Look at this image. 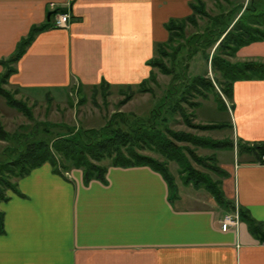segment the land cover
Listing matches in <instances>:
<instances>
[{"label":"crops","instance_id":"1","mask_svg":"<svg viewBox=\"0 0 264 264\" xmlns=\"http://www.w3.org/2000/svg\"><path fill=\"white\" fill-rule=\"evenodd\" d=\"M191 1L0 0V61L33 26L51 23L50 3L70 16L66 28L36 35L7 84L30 99L66 95L74 83L136 86L154 74L147 62L168 40L166 23L189 16ZM257 56L264 57V41L231 59ZM230 108L231 137L264 142V81L235 82ZM235 144L227 149L237 155L233 163L215 155L221 190L264 229V165ZM16 183L0 203V264H264V242L245 221L222 231L220 220L232 210L179 179L172 195L149 166H111L103 182L84 183L81 170L62 175L46 163Z\"/></svg>","mask_w":264,"mask_h":264},{"label":"trees","instance_id":"2","mask_svg":"<svg viewBox=\"0 0 264 264\" xmlns=\"http://www.w3.org/2000/svg\"><path fill=\"white\" fill-rule=\"evenodd\" d=\"M215 1L217 3L218 0ZM220 1L231 4L230 0ZM189 6L191 9L189 16L170 19L166 23L168 40L155 45V55L147 62V65L152 69H157L162 75L171 77L169 87L174 89L173 92L168 91V94H165L157 109L150 112L148 120L133 113L118 111L113 113L107 122L98 129L77 130L56 124L40 123L25 135L10 134L0 123V141L16 144L15 147L12 146L5 150L4 157L0 162V202L7 200V190L16 192V185L11 182V179H16L17 182L31 170L46 163L51 165L54 172L62 175L73 169L81 170L84 183L92 180L103 182L106 171L111 166H149L162 175L174 195L176 186L168 169V162H174L180 168L179 173L183 177L184 185H191L195 188L203 187L211 193L219 206L229 210L234 209V205L225 199L220 183L213 182L206 175L191 167L183 154V151L187 149L176 144L177 142H187L194 146L217 151L232 149L234 143L229 139L222 141L199 139L189 134L172 132L168 128H165V132H160L155 128V118L162 115L163 112L171 115L181 112V116L189 128L205 131L229 128L226 123L193 124L186 119L181 104L185 103L193 110L198 108L199 102L191 101L189 97L191 98L196 93L205 100L208 98V93H212L219 108L226 109L222 97L227 100L232 99V87L235 82L264 81V62L232 63L225 59V57H235L237 51L242 47L264 41V0H248L235 22L233 19L238 14H236L238 8L232 7L222 11L214 18H210L205 1L192 0ZM240 8L242 5L239 6ZM53 14L51 12L50 16ZM200 19L208 20L203 34L193 33L185 36V30L189 26L197 27ZM51 26L50 22L33 26L28 34L17 43L13 54L8 59L0 61V65L3 67V72L0 74V96L4 98L8 107L21 112L29 119H31L30 109L23 102L15 100L11 93L3 89L2 85L6 84L10 75L14 73L15 69L12 65L25 53L36 35ZM209 49H213L212 53L205 54L204 51ZM198 53L205 55V60L213 71L219 72L223 83L217 85L216 82L206 78L207 74L193 78L190 83L186 82L189 62ZM155 81L154 74L151 73L147 79L136 86H127V91L122 93L124 98L118 102V106L125 105L136 94L151 93L152 89L148 87V84L149 82L155 84ZM182 85L185 88L184 91H180ZM100 86L106 89L110 87L105 82H102ZM215 86L218 87V91ZM133 89H135L134 92ZM173 95H175L174 103L170 107L169 102L172 101ZM192 116L190 113L191 118ZM39 126L44 127L41 135L38 130ZM60 128L65 129V132L56 131L54 133L51 131V129ZM236 147L238 153H246L254 159V162L264 165L262 161L264 142L243 143L238 141ZM144 152L157 153L164 160L158 161ZM188 153L198 165L219 176L224 175L217 166L214 157H209L207 163L205 159L196 157L192 151H188ZM2 220L3 213L0 211V227ZM239 220L245 221L250 232L264 242V229L241 209H239Z\"/></svg>","mask_w":264,"mask_h":264},{"label":"rangeland","instance_id":"3","mask_svg":"<svg viewBox=\"0 0 264 264\" xmlns=\"http://www.w3.org/2000/svg\"><path fill=\"white\" fill-rule=\"evenodd\" d=\"M230 2L231 4H226L224 2H221L220 0H218L217 3L215 0H207L206 10L209 17L214 18L222 11L235 7L236 9L238 8L236 11V14H238L237 16L235 15L233 19V22H235L247 5L248 0H230ZM241 5L242 8L239 9V6ZM207 23L208 20L200 19L198 21L197 27L189 26L185 30V36L191 35L193 33L203 34L204 28L206 27ZM51 27H53V24ZM212 50H205L204 53H212ZM238 51H240V49ZM202 55V53H198L189 62V69L186 74V82L190 83L193 78L197 76H204L205 74H207L206 78L216 82L217 85H219V83H223V79L220 76L219 72L213 71L210 67V64L205 60V55ZM225 59H228L232 63L241 62L240 59L232 60L228 57H225ZM252 61L264 62V57L257 56ZM12 67H14V64L12 65ZM154 78L156 80L155 84L150 82L148 84V87L152 89L151 93L136 94L130 101H128L121 107L118 106V102L124 98L122 93H125L127 91V88L109 87L106 89L100 85L96 87H84L78 86L77 83H74L72 89L66 92V95L54 98L48 94L46 96L41 95L36 98L31 97L30 99L29 97H27V94L25 92L8 85L7 80V83L2 85L3 89L11 93L15 100L23 102L26 107L30 109L31 119L25 117L21 112L8 107L4 98L0 96V123L4 127L5 131L10 134L25 135L30 133V130L37 126L36 124L40 123L56 124L60 126L71 127L77 130L98 129L107 122V120L113 113L118 111L124 113H133L144 120H148V118L150 117V112L157 109V106L161 104L162 98L165 96V94H168V91H174L173 88L169 87L171 77L162 75L157 69H154ZM215 87L218 91V87ZM181 90H185L183 85L180 87V91ZM134 91L135 89H133V92ZM173 98H175V95H173L172 101L169 102L170 107L174 103ZM222 98L224 99L226 109L219 108L218 103L215 101L214 95L212 93H208V98L205 100L202 99L199 94L195 93L191 98L189 97V100L199 102L198 108L191 110V108L185 103L181 104V108L184 109L185 115L187 117L186 119L188 121H191L193 124H227L231 119L230 114L232 110L230 108V104L232 103V99L227 100L225 97ZM34 99H36L37 101H34ZM167 106L166 108L168 109L169 106ZM190 113L193 115L192 118L190 117ZM160 115L155 118V128L160 132H165V128H168L172 132L189 134L199 139L222 141L228 139L231 140L232 138V134L230 135L229 128L213 131L196 130L189 128L185 124L184 119L181 116V112H175L173 115L167 112H163L162 115ZM165 118H167V120H164ZM43 128V126L38 127L40 135L43 134ZM51 131H53L54 133H56V131L65 132V129H51ZM231 141L233 143L238 142L233 138ZM176 144L177 146L187 149V152L183 151V154L185 155V158L187 159V162L191 167H193L201 174L206 175L210 180L216 183H220L221 177H219V175L217 174H214L212 171H209L208 169H205L202 166L198 165L190 157L188 151H192V153L198 158L205 159L207 163L209 162L208 158H215V155L217 158H221L226 162L229 161L230 163H233L234 159L237 160V155L234 154L232 150L224 149L216 151L209 148L194 146L191 143L187 142H177ZM12 146L15 147L16 144L14 142L6 143L0 141V162L4 157L3 153L5 152V150ZM144 154H147L154 159H157L158 161L164 160L157 153L144 152ZM168 169L174 179V184L176 179H179L183 184V177L179 173V166H177L174 162H168ZM11 182H14V185L17 184L16 179H11ZM196 189H202L203 191L211 195V193H209L203 187ZM11 192L14 191L7 190L6 195L8 196Z\"/></svg>","mask_w":264,"mask_h":264},{"label":"built area","instance_id":"4","mask_svg":"<svg viewBox=\"0 0 264 264\" xmlns=\"http://www.w3.org/2000/svg\"><path fill=\"white\" fill-rule=\"evenodd\" d=\"M49 8L51 11H58L59 6L56 3H50ZM70 16L67 12H56L53 17V27L55 28H66L69 24ZM262 161L264 162V157H262ZM239 223V211L237 206H235L234 210L231 213H227L220 220V229L222 231H227L229 228L236 227Z\"/></svg>","mask_w":264,"mask_h":264},{"label":"water","instance_id":"5","mask_svg":"<svg viewBox=\"0 0 264 264\" xmlns=\"http://www.w3.org/2000/svg\"><path fill=\"white\" fill-rule=\"evenodd\" d=\"M47 16H48V18H49V17H50V14H48Z\"/></svg>","mask_w":264,"mask_h":264}]
</instances>
